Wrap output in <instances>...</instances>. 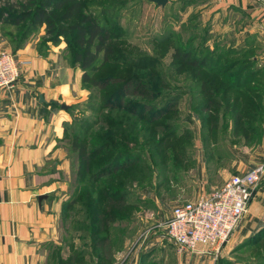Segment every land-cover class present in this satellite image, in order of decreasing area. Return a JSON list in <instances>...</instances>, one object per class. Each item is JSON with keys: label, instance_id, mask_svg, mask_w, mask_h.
Instances as JSON below:
<instances>
[{"label": "rangeland", "instance_id": "1", "mask_svg": "<svg viewBox=\"0 0 264 264\" xmlns=\"http://www.w3.org/2000/svg\"><path fill=\"white\" fill-rule=\"evenodd\" d=\"M117 1H121L122 7L111 10L112 21L113 24L120 27L125 49L136 56H153L156 64L153 68L144 71H137L132 67H121L120 70L113 71L109 65L99 64L97 71L90 75L93 79L101 78L104 73L107 74L108 68L111 69L113 75L126 76L133 73L144 81L153 82L152 89L158 95V98L153 100L162 101L167 97L169 99L175 98L177 101L171 105L165 99L161 103L153 101L160 111L153 115L152 123L148 121L150 112L138 117L137 114H131L129 111H111L103 108L101 99L105 93L91 84L81 83V69L79 64L72 61L71 49L73 46H68V36L60 37L55 43L48 42L46 29L44 26H40L30 28L26 41H34L41 55L46 57L52 54L54 61L58 62L62 69L69 72V82L75 87L71 89L72 86L70 85L67 93L65 92L56 102V104L64 102L67 106L65 111L68 114L64 119H61L60 127L63 131L62 142L72 166L75 167L76 161L75 153L69 150L73 136L79 141H83L87 148L98 145L100 141H103L102 135L109 131L105 126L104 120L106 118L116 125L125 126L126 129L131 128L134 131L133 133L129 131V135H134L136 145L138 144L139 147L134 145L132 148L136 154L141 155L140 164L143 162L145 164L144 168L141 167L143 169H138L134 174L143 181L139 180L142 186L137 185L136 181L129 186L130 178L127 175L121 174L117 179L122 178L120 184L123 187L132 188L131 202L141 201L137 204L136 209L128 213L131 219L120 225L113 224L112 228H108L109 233H111L110 237L115 239L117 238L115 235H118L119 240L120 235H123V238L118 247L114 244L116 248L114 247L113 250H109L108 245L101 244L103 254L107 259L105 264H136L140 252H144V250L152 252L156 256L154 257L156 259L153 260L154 264H162L163 251L168 249L171 244L165 236V223L176 202H183V169L179 167H183V162L186 163L183 161V150H180L183 142L188 140L195 143L196 147L192 151L195 161L197 156H200L198 150L203 148L206 158L208 155L210 158L211 156L214 157L218 150L221 155L229 152L234 153L239 168L247 169L260 164L257 158H259V146L264 138V116L259 118L254 115L251 121H244L239 115L238 125L235 127L234 118L236 114L230 108L232 109L231 101L236 94L248 97L249 95L245 93L250 88L262 91L264 65L260 59L256 58L255 50L233 47L234 45L228 38L220 40L219 43H215V40L212 42L208 31L200 26L202 25L201 22H194L198 26L196 27L198 35L195 42L199 44V49L204 47L209 52L216 49V52L219 53V56H213V60L219 59L216 71L233 66L231 67L233 71L229 73L231 75H226L223 78L232 76L241 66L242 60L250 56L256 58L257 68L262 70L259 76L257 74L255 83L243 84L241 79L245 76L244 74L249 71L252 72L245 70L242 75L239 74L242 87L238 84L239 87L235 91H226L229 100L220 98L221 88H223L221 87L216 90L217 92H214L213 97L216 100V105L209 107L208 110H202L200 105L205 99H201L200 95L196 93L197 91L193 90L196 81H186L187 70L183 71V67L178 70L176 67L178 62L171 60L173 49L178 47L183 51V39L185 40L190 33L186 27L183 29V0H168L164 7L156 6L148 0H84L87 9L94 10V13H98V4H109ZM24 4H26L24 0H0V9H8L9 6H14L13 11H17L20 5ZM25 28L26 22L18 26L0 23L1 40L2 43L5 42L2 47H7L9 44L12 48L11 43L21 38ZM163 38L166 40L163 41ZM227 50H232V52H228L227 56L223 55ZM1 52L13 53L8 49H1ZM155 70H159V72ZM160 79L169 85L168 89L159 88L156 83ZM219 98L220 100H218ZM124 101L142 102L143 99L128 97ZM238 104L245 112H248L243 100L238 101ZM160 124L167 125L164 129L159 127L156 130L155 126ZM251 125L257 127V131L249 130L248 126ZM244 134L246 137L243 136ZM172 154H176V160H172L174 159ZM106 159V156L101 155L97 161L102 162ZM164 162H167L166 168ZM187 171V184L195 187L200 183L197 179L199 169L197 171L195 167L188 164ZM165 176L167 179L161 181ZM74 179L73 172L70 179L71 187L59 198L60 211L56 220V239L54 244L50 242L46 247L49 260H46L45 264H84L81 259L71 261L74 255L78 258L80 252L82 253L87 247V243L86 245L84 243L87 235L84 232L86 211L82 194V198L81 196L78 197L79 194H77L74 200L75 207L67 208L66 206L73 197L71 188L78 185ZM117 179H107L109 187L117 186L119 184L115 181ZM80 184L81 189H83V181H80ZM205 184L208 185L206 180L203 181V185ZM263 189L264 179L256 187L258 191ZM173 193H175L176 198H173ZM263 228L264 225L259 231ZM121 229H123V233L119 234ZM249 246L241 248L242 252L239 253L242 256L236 261L237 264L242 263L239 261L241 259L248 263L252 257L264 253V239L260 241L257 247L250 249ZM69 257H71V262L67 260ZM88 260L89 258L86 261ZM150 262L152 261L149 258L147 264Z\"/></svg>", "mask_w": 264, "mask_h": 264}, {"label": "crops", "instance_id": "2", "mask_svg": "<svg viewBox=\"0 0 264 264\" xmlns=\"http://www.w3.org/2000/svg\"><path fill=\"white\" fill-rule=\"evenodd\" d=\"M183 13V29L198 27L194 22L200 21L212 42L228 38L233 47L255 50L264 65V0H183ZM4 43L0 33V50L13 52L9 44L3 48ZM15 55L28 63L20 67L14 85L0 89V264H45L46 247L56 239L59 198L71 187L74 172L60 127L68 114L61 108L66 104H56L71 84L69 72L52 54L41 55L34 41H26ZM194 147L192 142L186 160L199 169L200 183L188 186V171L183 166V202L174 207L209 194L231 176L257 165L239 168L234 153L221 155L219 150L206 158L200 147L195 161ZM258 157L259 163H264V138ZM39 196H43L40 201ZM262 202L264 189H255L246 214L216 259L208 253H179L170 242L169 248L162 250V264H237L241 248L247 246L243 243L264 225ZM154 257L152 254L151 261Z\"/></svg>", "mask_w": 264, "mask_h": 264}, {"label": "trees", "instance_id": "3", "mask_svg": "<svg viewBox=\"0 0 264 264\" xmlns=\"http://www.w3.org/2000/svg\"><path fill=\"white\" fill-rule=\"evenodd\" d=\"M24 1L26 4L20 5L17 11H13L14 6H9L8 9H0V23L8 26H18L26 22V28L21 38L11 43L13 54H15L16 49L22 47L26 42L28 32L31 30L30 28L44 26L48 42L55 43L60 37H69L67 41L68 46H73L71 49L72 61L79 64L81 69V83L91 84L105 93L101 99L104 109L111 111L125 110L131 114H137L138 117H142L144 113L150 112L148 121L152 123L153 115L158 114L160 111L153 101L161 103L165 99L169 105L177 101L175 98L169 99V97L164 98L162 101L153 100L158 98L157 93L152 89L153 82L144 81L133 73L126 76L111 74L110 68L113 71H118L121 67H132L137 71H144L153 68L156 64L153 56H136L131 51L125 49L122 43L120 27L113 24L111 13V10L122 7L121 1L98 4V13L87 9L84 0ZM189 32L185 40L183 39V51L178 47L174 48L171 60L172 62H178L176 63L178 70L182 67L183 71L187 70L188 77H186V81H196L193 90L197 91L196 93L200 95L201 99H205L200 105L202 110H208L209 107L216 105V100L213 97L214 92H217L216 90L221 87L223 88H221L220 98L229 100L226 91H235L239 87V74L242 75L245 70H251L252 72L249 71L244 74L245 76L241 79L242 83H255L257 74L259 76V73L262 71L257 68L258 63L255 57L244 58L241 66H239L232 76L223 78L226 75H231L229 73L233 71V68H231L233 66H228L217 72L219 59L215 58L213 60V56H219V53L216 52V49L210 52L204 47L199 49V44L195 42L198 29L194 27ZM162 40L164 41L166 38ZM228 52H232V50L225 51L223 55L227 56ZM99 64L109 65L110 68L107 69V74L104 73L103 77L93 79L90 74L97 71ZM155 71L159 72V70ZM156 84L162 89L169 88V85L161 79ZM240 85L242 87V84ZM247 91L245 94L249 95V98L236 94L231 101L232 109L230 108V110L236 114L234 118L235 127L238 125L240 116H242L241 119H244V121H251L254 115H257L259 118H262L260 116H264V80L262 91H256L255 88H250ZM128 97H139L143 101H124ZM240 100L245 102L248 112H245L239 106L238 101ZM226 109L228 110V108ZM104 121L109 131L102 135L103 141H100L98 145L87 148L86 144L83 141H79L75 136L72 137L69 145V150L75 153L76 157L75 167L73 166V168L74 178L78 182V185L71 188L73 197L66 206L67 208L70 206L75 207L76 203H74V200L77 194H79L78 197L82 194L86 211L84 232L87 235L84 243L85 245L87 243V247L82 253L80 252L78 258L75 255L72 258L74 260L69 257L67 259L68 262L81 259L84 261V264L107 263L101 244L108 245V249L113 250L115 245L119 246L123 238V235H120L119 240L118 235H115L117 237L115 239L112 236L110 237L111 233H109L108 228H112L113 224L120 225L131 219L128 213L136 209L137 204L141 201L131 202L130 198L131 196L133 197L132 188H127L128 186L123 187L120 184L122 178L117 179L121 174L127 175L130 178L129 186L135 181L138 183L137 185L142 186L139 181L141 179H138L134 174L138 169H143L145 165L143 164L144 162L140 164L142 157L136 154L132 148L134 145L139 147L138 144L136 145L134 135H129V131L132 133L134 131L131 128L126 129L125 126L116 125L109 121L108 118ZM166 125H156L155 128L156 130L159 127L164 129ZM248 127L249 130L253 129L257 131V127L252 125ZM243 136L246 137V134ZM191 147L192 141L188 140L183 142L182 147L180 146V150H183V161H186V163L183 162L184 167H187L189 164L186 159L187 152ZM101 155L106 156L107 159L99 162L97 158ZM172 158H174L172 160H176V154H172ZM166 164L167 162H164L165 168ZM142 166L143 168H141ZM179 167L183 169L182 166ZM112 178L117 179L115 181L119 182L115 187H109L108 185V180H112ZM165 179H167L166 176L161 181ZM80 181L84 183L83 189H81ZM148 187L150 188V186ZM118 233L122 234L123 229L119 230ZM262 239H264V228L250 236L243 244L250 245L251 249V247L259 246ZM151 254L152 252L148 251L141 253L138 264H147ZM88 258L89 260L86 261ZM47 260H49L48 257ZM149 264L154 263L152 261ZM242 264H264V253L257 254L248 263L243 261Z\"/></svg>", "mask_w": 264, "mask_h": 264}, {"label": "built area", "instance_id": "4", "mask_svg": "<svg viewBox=\"0 0 264 264\" xmlns=\"http://www.w3.org/2000/svg\"><path fill=\"white\" fill-rule=\"evenodd\" d=\"M11 52L0 53V89L14 85L27 64ZM264 176V163L227 179L221 187L176 205L165 223V236L179 253L212 254L216 259L246 214Z\"/></svg>", "mask_w": 264, "mask_h": 264}, {"label": "water", "instance_id": "5", "mask_svg": "<svg viewBox=\"0 0 264 264\" xmlns=\"http://www.w3.org/2000/svg\"><path fill=\"white\" fill-rule=\"evenodd\" d=\"M149 2L155 4L156 6L164 7L165 4L168 2V0H149ZM39 98L42 100V96H39ZM61 108H63L65 110L67 108V106L62 105ZM38 199L40 201L41 199H43V196H39Z\"/></svg>", "mask_w": 264, "mask_h": 264}]
</instances>
